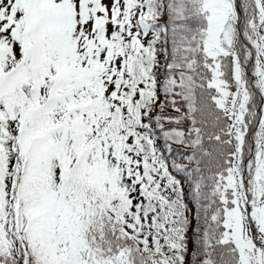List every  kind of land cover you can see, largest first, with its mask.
<instances>
[{
    "label": "snow or ice",
    "instance_id": "1",
    "mask_svg": "<svg viewBox=\"0 0 264 264\" xmlns=\"http://www.w3.org/2000/svg\"><path fill=\"white\" fill-rule=\"evenodd\" d=\"M0 264H264V0H0Z\"/></svg>",
    "mask_w": 264,
    "mask_h": 264
},
{
    "label": "trees",
    "instance_id": "2",
    "mask_svg": "<svg viewBox=\"0 0 264 264\" xmlns=\"http://www.w3.org/2000/svg\"><path fill=\"white\" fill-rule=\"evenodd\" d=\"M169 112H171V110L169 109L168 110ZM178 151H183L182 149H176V147L175 146H173V152L171 153V154H168V153H166V155H170V156H176V154H177V152ZM181 176H182V174H181ZM190 207H192V204H190ZM193 214H194V209H193ZM193 226H194V222H193ZM188 235H189V237L191 238L192 237V232L190 231L189 233H188ZM191 248H192V245H191V242L189 243V249L191 250Z\"/></svg>",
    "mask_w": 264,
    "mask_h": 264
}]
</instances>
